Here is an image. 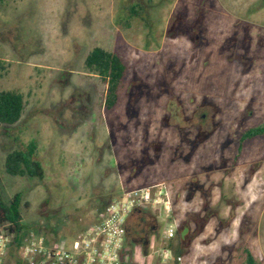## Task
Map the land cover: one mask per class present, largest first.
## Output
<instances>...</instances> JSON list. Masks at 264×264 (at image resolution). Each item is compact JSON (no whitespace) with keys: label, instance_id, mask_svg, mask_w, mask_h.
<instances>
[{"label":"rangeland","instance_id":"374dc122","mask_svg":"<svg viewBox=\"0 0 264 264\" xmlns=\"http://www.w3.org/2000/svg\"><path fill=\"white\" fill-rule=\"evenodd\" d=\"M117 2L0 0V90L23 101L0 125V197L21 194V234L68 241L120 187L164 181L184 264H264V134L241 141L264 123V0H151L128 26ZM93 46L125 66L109 109ZM29 140L42 179L5 174Z\"/></svg>","mask_w":264,"mask_h":264},{"label":"built area","instance_id":"2783aa9c","mask_svg":"<svg viewBox=\"0 0 264 264\" xmlns=\"http://www.w3.org/2000/svg\"><path fill=\"white\" fill-rule=\"evenodd\" d=\"M137 207L149 208L156 214L158 231L152 235L155 248L143 264H184L180 253L174 252L171 242L176 221L172 215L169 189L164 181L137 187L122 188L114 197L97 209L92 219L70 240L46 241L31 230L18 236L0 224V264H142L133 261L125 252V225ZM18 237L17 242L14 241Z\"/></svg>","mask_w":264,"mask_h":264},{"label":"trees","instance_id":"16d2710c","mask_svg":"<svg viewBox=\"0 0 264 264\" xmlns=\"http://www.w3.org/2000/svg\"><path fill=\"white\" fill-rule=\"evenodd\" d=\"M151 0H118L113 20L121 26H128L131 18H139L146 21L147 7L151 6ZM84 70L95 76L103 86V107L111 108L117 97V88L123 76L124 64L120 57L99 46H93L84 56ZM3 63L0 61V74ZM23 107L22 95L13 90H0V125L9 126L14 124L20 117ZM264 134V123L251 127L244 131L241 141ZM239 148V147H238ZM36 144L29 140L21 148L12 149L3 158V172L11 177L20 176L27 178L42 179L43 167L36 159ZM172 200V199H171ZM21 194L15 192L3 201L0 197V224L6 223L9 231H14L18 236L23 227L20 224ZM156 214L149 208L137 207L129 215L125 225V252L130 254L131 248L137 245L143 253L147 250L148 238L157 229ZM178 245L180 236L174 235ZM18 237L14 241L17 242ZM174 252L180 253V247H172ZM245 261L247 264H259L252 255L246 251Z\"/></svg>","mask_w":264,"mask_h":264},{"label":"flooded vegetation","instance_id":"af4514ba","mask_svg":"<svg viewBox=\"0 0 264 264\" xmlns=\"http://www.w3.org/2000/svg\"><path fill=\"white\" fill-rule=\"evenodd\" d=\"M166 185H167V183H166ZM167 187H168V185H167ZM157 231H158V229H155L154 231H153V235H156L157 234ZM185 232H186V228H185V226H176V230H175V234H176V236H180V238H182L183 237V235L185 234Z\"/></svg>","mask_w":264,"mask_h":264}]
</instances>
